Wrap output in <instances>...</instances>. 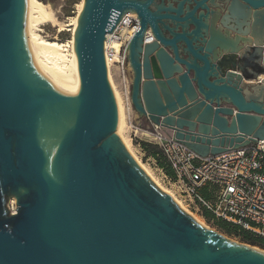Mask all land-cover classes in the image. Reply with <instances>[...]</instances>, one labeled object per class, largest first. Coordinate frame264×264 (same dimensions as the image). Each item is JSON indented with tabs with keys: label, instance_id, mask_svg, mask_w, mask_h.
Wrapping results in <instances>:
<instances>
[{
	"label": "water",
	"instance_id": "obj_1",
	"mask_svg": "<svg viewBox=\"0 0 264 264\" xmlns=\"http://www.w3.org/2000/svg\"><path fill=\"white\" fill-rule=\"evenodd\" d=\"M226 6L202 23L195 11L179 18L180 4L183 32L168 40L155 28L145 44L147 4L85 0L80 88L67 92L30 60L27 0H0V264H264L185 212L127 151L104 56L107 34L137 14L135 113L204 158L264 141V0Z\"/></svg>",
	"mask_w": 264,
	"mask_h": 264
},
{
	"label": "built area",
	"instance_id": "obj_2",
	"mask_svg": "<svg viewBox=\"0 0 264 264\" xmlns=\"http://www.w3.org/2000/svg\"><path fill=\"white\" fill-rule=\"evenodd\" d=\"M140 27L138 15L126 13L116 29L107 34L104 51L108 72L113 75L128 114L131 133L137 135L136 130H139L154 138L165 166L173 173V177H169L162 167L164 181H168L185 202L197 204L216 220L264 240V141L204 158L157 128H141L136 123L127 56L131 40ZM149 36L150 31L145 33L146 42Z\"/></svg>",
	"mask_w": 264,
	"mask_h": 264
},
{
	"label": "bare ground",
	"instance_id": "obj_3",
	"mask_svg": "<svg viewBox=\"0 0 264 264\" xmlns=\"http://www.w3.org/2000/svg\"><path fill=\"white\" fill-rule=\"evenodd\" d=\"M84 6L85 0L77 5L78 15L76 18H74L72 22V32L74 36L76 35V32L79 28L78 25L80 23L81 15L84 11ZM26 12V28L30 51V60H32L35 69L56 90L67 92H79L80 86L77 78L79 59H77L76 43L74 42V38L73 41H71L72 44L70 47L72 50V54L69 56L66 54L64 46L62 44L51 42L46 39L44 40L37 33L41 31L40 27L45 26V24H52L53 26L59 25L54 14L48 9V6L40 2L39 0H27ZM62 30L65 29L62 27ZM108 74L109 83L114 92L116 106H118L119 123L117 128V134L120 136V138H122V141L127 151L133 155L141 169L146 171L152 178L153 182L158 185L161 190L165 191V193L168 194L173 201H175L182 208H184L182 206V203L179 200L177 201L170 191H168L163 186L157 183L150 171H148V169H146L141 164L140 160L132 152L129 143L127 142V139L124 136V132L126 129H129L132 132L130 122H128V114L125 106H123V99L121 97V93L117 88V84L114 81L113 75L111 74L110 70ZM136 134L141 135L143 137L146 136L152 138L148 133H142L139 130H136ZM192 217L196 218L201 223L197 216ZM259 251L264 253V251L261 249Z\"/></svg>",
	"mask_w": 264,
	"mask_h": 264
},
{
	"label": "rangeland",
	"instance_id": "obj_4",
	"mask_svg": "<svg viewBox=\"0 0 264 264\" xmlns=\"http://www.w3.org/2000/svg\"><path fill=\"white\" fill-rule=\"evenodd\" d=\"M39 1L48 6V9L54 14L59 25L53 26L52 24H45V26L40 27L41 31L37 32V33L44 40L46 39V40L51 41V42H56V43L62 44L64 46V50L66 51V54L70 56L72 54V50L70 48L71 44H72L71 41H73V38H74V34L72 32V29H73L72 22H73L74 18H76L78 15L77 5L84 0H39ZM62 27L65 30H62ZM130 73H131V77L133 78V73L131 72V68H130ZM124 136L127 139V142L129 143L132 152L137 156V158L140 160L141 164L146 169H148V171H150V173L152 174V176L154 177V179L157 181V183L159 185L163 186L165 189L170 191L174 195L175 199L177 201L179 200L182 203V206L184 207L183 209L185 212H187L190 216L191 215L197 216L205 228H207L208 230H213V231L219 232L221 235H223L227 239L229 238L232 242H235V243H238L241 245H248L250 247H254V248H257L259 250L261 249L264 251V247H262V246L254 245L252 243L246 242L245 240H243L242 237H239L238 235L230 234L228 232L222 231L216 225V222L211 221V223H209L205 219V217L202 215V213L204 211L203 209L198 207L197 204L191 205L188 202H185L184 199L181 198L177 194L175 188L171 184H169L168 181H166V180L164 181V178H163L164 174H163V172H160V169L157 167L158 161L154 162V160L151 157H149V153H147V152L144 153L141 150L142 147H141L140 143L147 142V143H151L152 145H154L153 144V143H155L154 138H150V137H146V136L143 137L141 135H134L133 133H131V131L129 129L125 130ZM150 141H153V142H150ZM161 157H162V160L164 161L163 154H161ZM165 173H166V175H168L167 172H165ZM149 177H150V175H149ZM151 180H152V178H151ZM6 206H7L8 210L10 211V213H15V211H17V205H16L15 197H12V196L8 197L7 202H6Z\"/></svg>",
	"mask_w": 264,
	"mask_h": 264
},
{
	"label": "flooded vegetation",
	"instance_id": "obj_5",
	"mask_svg": "<svg viewBox=\"0 0 264 264\" xmlns=\"http://www.w3.org/2000/svg\"><path fill=\"white\" fill-rule=\"evenodd\" d=\"M147 4V8L151 15L154 16L153 20H149L146 32L150 31L151 36L148 37L147 42L144 40L145 44L157 43L156 34L154 32L155 28L158 29L165 38L171 40L173 35L171 31L181 33L183 32V27L181 23L175 19L173 16L178 15V10L180 9V4H182L183 14L179 18H184L189 12L195 11L194 17L197 20H201L202 23L211 22L212 20L218 21L226 13L228 0H136ZM189 23H193L189 19ZM194 27L190 24L189 31ZM145 32V33H146ZM145 38V35H144ZM167 53L173 56L172 52L167 49ZM182 56L187 57L183 52ZM174 57V56H173Z\"/></svg>",
	"mask_w": 264,
	"mask_h": 264
},
{
	"label": "trees",
	"instance_id": "obj_6",
	"mask_svg": "<svg viewBox=\"0 0 264 264\" xmlns=\"http://www.w3.org/2000/svg\"><path fill=\"white\" fill-rule=\"evenodd\" d=\"M142 149L145 151H147L148 153H152L156 160L158 161V165L160 168H164L167 172V174L170 176V177H173V173L170 169H168L166 166H165V162L162 160V157H161V152L158 148V146H155V145H152L150 143H147V142H142L140 143ZM152 148V149H151ZM202 215L205 217V219L211 223V221H214L216 222V225L224 232H228L230 234H235V235H238L239 237H242L243 240H245L246 242H249V243H252L254 245H259V246H262L264 247V240L263 239H258L256 237H254L253 235H251L249 232L247 231H241L239 230L237 227H234L232 226L231 224L229 223H224L222 221H218L214 218V216H212L211 214H209L208 212L206 211H203Z\"/></svg>",
	"mask_w": 264,
	"mask_h": 264
},
{
	"label": "crops",
	"instance_id": "obj_7",
	"mask_svg": "<svg viewBox=\"0 0 264 264\" xmlns=\"http://www.w3.org/2000/svg\"><path fill=\"white\" fill-rule=\"evenodd\" d=\"M260 25L262 26V27H264V22H260ZM134 117H135V121L137 122V124L141 127V128H146V127H149V126H152L151 124H150V122L149 121H147L146 119H144V120H142L136 113H135V115H134ZM161 131V133L162 134H164L165 136H168L165 132H163L162 130H160ZM133 141V140H132ZM150 142H153V141H150ZM151 144V143H150ZM155 146H157L156 145V142L155 143H153ZM159 148V147H158ZM144 153H146L147 151L145 150H143V149H141ZM148 153V152H147ZM149 157H151L153 160H154V162H156L157 160H156V158H155V156L152 154V153H150L149 152ZM159 169H161L160 167H159V165L157 166Z\"/></svg>",
	"mask_w": 264,
	"mask_h": 264
}]
</instances>
